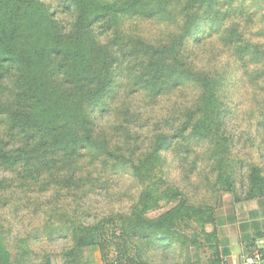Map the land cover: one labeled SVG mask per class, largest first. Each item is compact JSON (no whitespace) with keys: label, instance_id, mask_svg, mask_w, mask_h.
<instances>
[{"label":"trees","instance_id":"16d2710c","mask_svg":"<svg viewBox=\"0 0 264 264\" xmlns=\"http://www.w3.org/2000/svg\"><path fill=\"white\" fill-rule=\"evenodd\" d=\"M234 1L0 0V207L22 220L24 240L104 247L112 225L122 251L174 247L190 209L150 218L163 199L145 182L178 144L188 157L193 143L213 144L241 58L247 69L257 64L247 57L252 45L237 43L245 37L237 27L214 24L200 34ZM126 21L138 23L126 29ZM215 34L219 47L208 42ZM230 167L236 176L244 170L239 161ZM166 169L167 181L157 182L172 196ZM254 169L248 189L232 175L218 185L237 204L264 198L262 170ZM9 251L0 241V264H11ZM136 259L149 264L141 253Z\"/></svg>","mask_w":264,"mask_h":264},{"label":"rangeland","instance_id":"374dc122","mask_svg":"<svg viewBox=\"0 0 264 264\" xmlns=\"http://www.w3.org/2000/svg\"><path fill=\"white\" fill-rule=\"evenodd\" d=\"M52 9L58 11V4L54 3ZM59 18L65 21L62 24L66 26L71 21L61 13ZM137 23L126 21L122 26L127 29ZM214 24L226 29L235 26L240 33H244L245 37L237 40V43L243 49L248 43L252 45L253 51L247 57L257 60V64L247 69L243 64L246 55H243L240 69L244 72L233 75L237 83H228V98L224 108L226 121L222 130L226 134L222 135L221 132L213 144L211 141L193 143V155L190 157L186 155V146L178 144L173 152L163 155L162 161H158L155 171L145 182L148 191L159 187L157 193L161 192L163 199L159 203L160 209L150 213V218L162 216L174 208L190 209L191 219L187 225L178 222L175 228L174 247L170 251H156L153 243H150L143 246L144 251H122L116 245L118 238L112 225L105 231L106 235L103 233L104 247L92 246L76 250L69 239L59 237L53 242L45 237L27 241L20 233L24 227L22 220L15 219L10 209L0 207V241L10 250L11 264H137L136 256L139 253L149 264H222V258L217 253L221 251V240L235 238L238 233H242L239 225L249 218L254 208L264 214V201L237 204L226 186L218 185L220 175H232L235 178L234 168L230 167L235 161L244 164V170L236 176L238 189V183L242 180L245 181V189L251 186L249 177L255 167L260 168L264 176V0H235L231 9L223 13L217 11L214 21L206 24L200 34L211 32ZM222 41L215 34L208 42L219 47ZM237 112L241 114L239 119H236ZM232 140L235 141L233 149ZM220 159L227 161L223 170L219 169ZM215 166L218 174L214 175L211 170ZM165 168L166 171L170 170L167 175L175 185L172 196L167 194L163 183L159 185L157 182L162 175L163 181H167L163 174ZM254 185L259 188L260 182L256 181ZM167 197L173 200L168 202L165 200ZM199 211L202 214H197ZM214 233L217 234L215 237ZM262 239L264 237L259 240ZM247 247L244 251H248Z\"/></svg>","mask_w":264,"mask_h":264},{"label":"crops","instance_id":"0c3cea01","mask_svg":"<svg viewBox=\"0 0 264 264\" xmlns=\"http://www.w3.org/2000/svg\"><path fill=\"white\" fill-rule=\"evenodd\" d=\"M258 201H264L262 199H256L246 203L253 204ZM241 210V209H240ZM244 209H242L243 211ZM241 216V214L239 215ZM239 228L243 230L242 233H238L235 238L223 239L221 245L220 255L226 264H238L240 259L247 253H251V248L253 249V244H257L259 239L264 237V214L254 208L253 211L249 213V218ZM239 232V231H238ZM263 240V239H262ZM248 251H244L245 247Z\"/></svg>","mask_w":264,"mask_h":264},{"label":"built area","instance_id":"2783aa9c","mask_svg":"<svg viewBox=\"0 0 264 264\" xmlns=\"http://www.w3.org/2000/svg\"><path fill=\"white\" fill-rule=\"evenodd\" d=\"M238 264H264V240L258 241L252 252L245 254Z\"/></svg>","mask_w":264,"mask_h":264}]
</instances>
